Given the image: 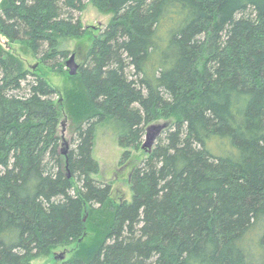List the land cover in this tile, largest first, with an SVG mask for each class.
I'll use <instances>...</instances> for the list:
<instances>
[{
    "label": "trees",
    "instance_id": "obj_1",
    "mask_svg": "<svg viewBox=\"0 0 264 264\" xmlns=\"http://www.w3.org/2000/svg\"><path fill=\"white\" fill-rule=\"evenodd\" d=\"M91 1L113 16L65 99L0 45V264L72 243L55 264H264V0ZM85 3L3 0L0 34L66 57ZM159 119L132 199L114 201L93 176L97 126L111 123L126 162Z\"/></svg>",
    "mask_w": 264,
    "mask_h": 264
},
{
    "label": "rangeland",
    "instance_id": "obj_2",
    "mask_svg": "<svg viewBox=\"0 0 264 264\" xmlns=\"http://www.w3.org/2000/svg\"><path fill=\"white\" fill-rule=\"evenodd\" d=\"M3 0H0V5ZM85 6L77 15L81 18L82 24L87 28V33L79 38H61L60 49L67 50L66 57L58 56L53 60L42 62L39 57H42L44 52L36 57L31 48L23 42L11 43L8 39L0 34V45L9 53L18 56L22 59L24 66L33 71L41 73L49 81L51 85L60 91V96L66 98V93L72 88L80 86V80L77 74L81 66L86 60L87 53L93 42V38L102 32L109 24L113 13L102 12L91 0H85ZM74 55L75 61L78 64V72L73 75L70 73V68L67 67V61ZM63 66V71L53 70L51 67ZM33 77V76H31ZM56 98V97H55ZM158 121V122H157ZM167 121L159 119L152 124H164ZM58 133L61 137L59 150L68 152V150L76 146L74 133L71 127V121L66 111L62 112L61 124L58 127ZM146 141V136L143 142ZM144 144V143H143ZM151 148V147H150ZM149 147L142 146L139 150H133V156L130 161L121 162L125 148L121 147L117 140V135L111 127L110 122H104L97 126L93 156L100 164V172L94 174V178L112 185L111 196L114 201L132 199V189L130 184V172L134 163H137L141 158L148 153ZM95 238V233L89 231L85 237L87 244H91ZM77 246V243H72L68 246H59L52 251L31 261V264H55L59 260L71 258L75 254L72 250ZM63 254L65 258H60Z\"/></svg>",
    "mask_w": 264,
    "mask_h": 264
},
{
    "label": "water",
    "instance_id": "obj_3",
    "mask_svg": "<svg viewBox=\"0 0 264 264\" xmlns=\"http://www.w3.org/2000/svg\"><path fill=\"white\" fill-rule=\"evenodd\" d=\"M67 67L70 68V73L75 75L78 72V64L75 61V56L72 55L67 61ZM167 126V123L164 124H151L147 127L146 141L144 142V147H152L155 142L156 137L161 133V131ZM66 153V152H64ZM60 258H65L63 254L60 255Z\"/></svg>",
    "mask_w": 264,
    "mask_h": 264
},
{
    "label": "bare ground",
    "instance_id": "obj_4",
    "mask_svg": "<svg viewBox=\"0 0 264 264\" xmlns=\"http://www.w3.org/2000/svg\"><path fill=\"white\" fill-rule=\"evenodd\" d=\"M158 122V121H157Z\"/></svg>",
    "mask_w": 264,
    "mask_h": 264
}]
</instances>
